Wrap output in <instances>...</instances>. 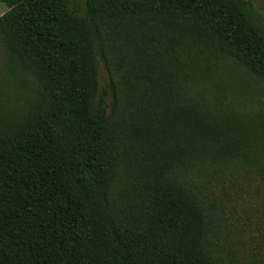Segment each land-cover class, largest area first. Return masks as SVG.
I'll use <instances>...</instances> for the list:
<instances>
[{
	"label": "trees",
	"instance_id": "16d2710c",
	"mask_svg": "<svg viewBox=\"0 0 264 264\" xmlns=\"http://www.w3.org/2000/svg\"><path fill=\"white\" fill-rule=\"evenodd\" d=\"M0 3V264H224L205 192L264 188L252 1Z\"/></svg>",
	"mask_w": 264,
	"mask_h": 264
},
{
	"label": "rangeland",
	"instance_id": "374dc122",
	"mask_svg": "<svg viewBox=\"0 0 264 264\" xmlns=\"http://www.w3.org/2000/svg\"><path fill=\"white\" fill-rule=\"evenodd\" d=\"M251 1L264 27V0ZM70 5L81 12L84 0H70ZM6 11V6L0 3V15ZM98 81L101 94L106 89L107 78L100 61ZM192 184L202 191L200 181ZM236 189L235 182L225 181L213 183L205 192L210 203L216 199L221 203L219 236L227 241L220 248L219 257L224 264H264V188L250 185L239 193H236Z\"/></svg>",
	"mask_w": 264,
	"mask_h": 264
},
{
	"label": "crops",
	"instance_id": "0c3cea01",
	"mask_svg": "<svg viewBox=\"0 0 264 264\" xmlns=\"http://www.w3.org/2000/svg\"><path fill=\"white\" fill-rule=\"evenodd\" d=\"M2 15V14H1Z\"/></svg>",
	"mask_w": 264,
	"mask_h": 264
}]
</instances>
